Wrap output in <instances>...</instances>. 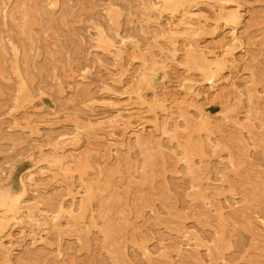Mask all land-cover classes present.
Returning a JSON list of instances; mask_svg holds the SVG:
<instances>
[{"label":"rangeland","instance_id":"374dc122","mask_svg":"<svg viewBox=\"0 0 264 264\" xmlns=\"http://www.w3.org/2000/svg\"><path fill=\"white\" fill-rule=\"evenodd\" d=\"M0 18V264H264V0H0Z\"/></svg>","mask_w":264,"mask_h":264},{"label":"bare ground","instance_id":"6f19581e","mask_svg":"<svg viewBox=\"0 0 264 264\" xmlns=\"http://www.w3.org/2000/svg\"><path fill=\"white\" fill-rule=\"evenodd\" d=\"M95 1V0H94ZM97 1V0H96ZM189 1V0H188ZM120 2V1H119ZM191 3L193 2V1H190ZM238 3V2H237ZM46 4L48 5V3L46 2ZM122 4V3H121ZM153 6L154 5H156V3H151ZM112 5V4H111ZM158 5V4H157ZM188 5V4H187ZM187 5H186V7H187ZM230 5V4H229ZM61 6V5H60ZM118 6V5H117ZM92 7V6H91ZM94 7V6H93ZM120 7V6H119ZM152 7V6H151ZM83 8H84V6H83ZM117 8V7H116ZM192 8V7H191ZM226 8V7H225ZM4 9V8H3ZM91 9V8H90ZM95 9H96V7H95ZM115 9V8H114ZM123 9V8H122ZM228 9V8H227ZM235 9V8H234ZM237 9V8H236ZM57 10V9H56ZM93 10V9H92ZM56 12V11H55ZM66 12V11H65ZM92 12V11H91ZM82 13V12H81ZM89 13V12H88ZM172 14V13H171ZM126 15V14H125ZM75 16V15H74ZM69 17V16H68ZM238 17V16H237ZM193 18V17H192ZM1 19V18H0ZM82 19H84L83 17H82ZM81 19V20H82ZM38 20V19H37ZM79 20V19H78ZM98 20H99V18H98ZM104 20V19H103ZM62 20H60L59 22H61ZM107 21H108V27H109V30H110V33H109V37L114 41V38H115V36H117L118 35V33L116 32V30L114 29V26L112 25V21H111V19H107ZM39 22V21H38ZM79 22H81V21H79ZM83 22H84V20H83ZM98 22V21H97ZM238 22V21H237ZM1 23V22H0ZM8 23V22H7ZM19 23V22H18ZM62 23V22H61ZM162 23V22H161ZM160 22L159 23H157L158 25H159V27H158V33H160L161 35H163L164 37H171L174 33H175V30H174V27H172L171 25H170V23L169 22H167V23H165V24H161ZM40 24V23H39ZM57 25V24H56ZM74 25V24H73ZM73 25H72V27H73ZM75 26V25H74ZM199 26V25H198ZM231 28H230V31H229V33H230V40H229V42H232V44H234L236 41H237V36H236V33L234 32V26H230ZM8 28V27H7ZM36 28V27H35ZM75 28V27H74ZM135 28V27H134ZM236 28V27H235ZM66 29V28H65ZM71 30V29H70ZM79 30V29H78ZM1 31V30H0ZM94 33V32H93ZM92 34V33H91ZM120 34V33H119ZM126 34V33H125ZM82 35V34H81ZM77 36V35H76ZM95 36V35H94ZM103 36H105L104 34H102L101 32H97L96 33V38H103ZM135 36V35H134ZM57 37V36H56ZM58 38V37H57ZM49 39V38H48ZM130 39H133V36L132 35H128L127 37H121L117 42L118 43H120V44H125L127 41H130ZM136 39V38H135ZM45 40H47V39H45ZM86 40V39H85ZM48 41V40H47ZM60 41V40H59ZM67 41V40H66ZM131 42V41H130ZM86 43V42H85ZM53 44V43H52ZM133 44H135V43H133ZM226 48H223V51L224 52H228V47H229V45H228V43H224L223 44ZM175 47V46H174ZM177 48V47H176ZM175 49V48H174ZM42 50V49H41ZM129 51V50H128ZM142 51V50H141ZM144 51V50H143ZM31 52V51H30ZM170 52H172V51H170ZM5 53V52H4ZM43 54H44V52H42ZM42 53H41V56H42ZM223 53V52H222ZM61 54V53H60ZM56 55V54H55ZM222 55V54H221ZM6 56V55H5ZM61 56V55H60ZM59 56V57H60ZM63 56V55H62ZM82 56V55H81ZM130 56V55H129ZM55 57V56H54ZM173 57V56H172ZM215 57V56H214ZM228 57H230V56H228ZM61 58V57H60ZM79 58V57H78ZM80 59V58H79ZM233 59V58H232ZM231 59V57H230V60H232ZM81 60V59H80ZM79 60V61H80ZM10 62V61H9ZM58 62V61H57ZM83 62V61H82ZM139 62V61H138ZM84 63V62H83ZM140 63V62H139ZM57 64V63H56ZM185 65V64H184ZM21 66V65H20ZM68 67V66H67ZM12 68V67H11ZM21 68V67H20ZM73 68V67H72ZM49 69V68H48ZM74 69V68H73ZM31 70V69H30ZM43 71V70H42ZM232 72V71H231ZM223 73V72H222ZM221 73V74H222ZM33 74H34V72H33ZM27 75V74H26ZM69 75H70V73H69ZM44 76V75H43ZM5 77V76H4ZM75 77V76H74ZM220 77V76H219ZM24 78V77H23ZM223 78V77H222ZM39 79V78H38ZM219 79V78H218ZM43 80V79H42ZM73 80V79H72ZM39 81H41V80H39ZM49 81V80H48ZM42 82V81H41ZM79 82V81H78ZM209 83V82H208ZM103 85H102V88H106V86H108L107 85V83L105 82H103L102 83ZM6 85H7V83H6ZM12 85V84H11ZM89 86V85H88ZM249 87V86H248ZM32 89V88H31ZM36 89V88H35ZM76 89V88H75ZM250 89V88H249ZM19 90V89H18ZM33 90V89H32ZM74 90V89H73ZM251 90V89H250ZM254 90V89H253ZM5 91V90H4ZM53 91V90H52ZM255 92H256V90H254ZM245 93V92H244ZM50 94H53V92L52 93H50ZM56 94V93H55ZM84 94V93H83ZM192 94V93H191ZM82 95V94H81ZM141 95V94H140ZM83 97H84V95H83ZM176 98V97H175ZM142 99V98H141ZM244 101V100H243ZM58 102V101H57ZM136 102H138V101H136ZM76 103H78V102H76ZM75 103V104H76ZM17 106V101H15V107ZM133 108V107H132ZM120 111H119V109H115V110H113L112 112H110V114H108L107 115V117H108V119H111L112 121H115L117 118H119V116L118 115H121V113H119ZM247 113V112H246ZM78 116V115H77ZM201 116V115H200ZM26 117V116H25ZM199 118H201V117H199ZM81 119V118H80ZM249 119V118H248ZM88 120V119H87ZM27 121V120H26ZM245 121V120H244ZM81 122V121H80ZM93 122V121H92ZM66 124V123H65ZM79 125V124H78ZM93 125V124H92ZM125 126V125H124ZM192 126V125H191ZM106 127V126H105ZM193 128V127H192ZM213 128V127H212ZM166 129V128H165ZM66 130V129H65ZM112 130V129H111ZM167 130V129H166ZM169 130V129H168ZM105 132V131H104ZM93 133V132H92ZM103 133V132H102ZM73 134V133H72ZM32 135V134H31ZM44 135V134H43ZM34 137V136H33ZM58 137H60V135L59 136H56L55 137V139H57ZM128 137V136H127ZM133 138H134V140H132V141H134V142H139L140 141V138H139V136L138 135H135V136H132ZM171 139V138H170ZM169 139V140H170ZM211 139V138H210ZM131 141V140H130ZM131 141V142H132ZM151 141H153V140H151ZM158 141V140H157ZM28 142V141H27ZM118 142V141H117ZM224 142V141H223ZM225 143V142H224ZM55 144H56V142H55ZM148 144H150V143H148ZM171 145H172V142H171ZM173 145H174V143H173ZM232 145V144H231ZM162 146V145H161ZM159 147V146H158ZM168 147V146H167ZM170 147H172V146H170ZM169 147V148H170ZM57 148L58 147H55L54 148V150L56 151L57 150ZM162 148V147H161ZM210 148V147H209ZM235 148V147H234ZM26 149V148H25ZM33 149V148H32ZM101 149H103V148H101ZM238 149V148H237ZM29 150V149H28ZM36 151V150H35ZM102 151V150H101ZM116 151V150H115ZM165 151V150H164ZM194 151V150H193ZM32 152V151H31ZM232 154H234V152H232ZM224 155V154H223ZM35 156V155H34ZM67 156V155H66ZM70 156V155H69ZM85 156V155H84ZM89 156V155H88ZM87 156V158H90V157H88ZM165 156V155H164ZM209 156H210V154H209ZM220 156V155H219ZM231 156V155H230ZM68 157V156H67ZM109 157V156H108ZM35 158V157H34ZM99 159V158H98ZM118 159V158H117ZM124 159V158H123ZM119 160V159H118ZM48 161V160H47ZM99 162H100V160H98ZM120 161H122V160H120ZM182 161V160H181ZM70 162V161H69ZM92 162V161H91ZM66 163V162H65ZM71 163V162H70ZM172 163H173V161H172ZM91 164V163H90ZM93 164H94V162H93ZM65 165V164H64ZM166 165V164H165ZM231 165V164H230ZM132 167V166H131ZM130 167V168H131ZM167 167V166H166ZM172 167V166H171ZM180 167V166H179ZM41 168H44L43 166H42V164L41 165H39L38 166V169L40 170ZM73 168V167H72ZM71 168V169H72ZM210 168V167H209ZM186 169V168H185ZM56 170V169H55ZM96 171V170H95ZM170 171V170H169ZM179 171V170H178ZM33 172H35L34 170H28V171H26L25 173H26V175L25 176H27V177H29ZM212 173V172H211ZM45 174V173H44ZM93 174V173H92ZM147 174H148V172H147ZM61 175V174H60ZM157 176H158V174H157ZM23 178V177H22ZM167 178H168V176H167ZM85 179H86V177H85ZM90 179V178H89ZM41 181V180H40ZM61 181V180H60ZM88 181V180H87ZM75 182V181H74ZM100 182V181H99ZM72 183V182H71ZM26 184V183H25ZM68 185V184H67ZM191 185V184H190ZM81 186V185H80ZM191 187V186H190ZM173 189V188H172ZM36 190V189H35ZM143 190V189H142ZM156 190V189H155ZM154 190V191H155ZM29 191V190H28ZM82 199V198H81ZM23 200V199H22ZM25 200V199H24ZM28 200V199H27ZM31 200V199H30ZM114 201V200H113ZM23 202V201H22ZM135 202V201H134ZM19 203V202H18ZM24 203V202H23ZM122 204V203H121ZM102 205H104V204H102ZM20 206V205H19ZM23 206V205H22ZM61 206V205H60ZM91 207V206H90ZM130 207V206H129ZM223 207V206H222ZM83 208V207H82ZM225 208V207H224ZM64 209V208H63ZM131 210H132V208H130ZM95 210V209H94ZM1 211V210H0ZM143 211V210H142ZM26 212V211H25ZM70 212V211H69ZM88 212V211H87ZM133 212V211H132ZM142 213V212H141ZM12 214H14V213H12ZM49 214V213H48ZM99 214V213H98ZM162 214V213H161ZM86 215H88V214H86ZM96 215V214H95ZM13 216H15V215H13ZM96 216H98V215H96ZM103 216V215H102ZM22 217V216H21ZM48 217H49V215H48ZM50 217H52V216H50ZM58 217V216H57ZM90 217V216H89ZM95 217V216H94ZM12 218V217H11ZM10 218V219H11ZM17 218V217H16ZM144 218H145V216H144ZM9 219V218H8ZM51 219V218H50ZM87 219H88V217H87ZM7 220V219H6ZM53 221L55 220L54 219V217H53V219H52ZM89 220V219H88ZM171 220V219H170ZM9 221V220H8ZM84 221H85V219H84ZM140 221H142V220H140ZM19 222V221H18ZM109 222V221H108ZM143 222H145V220L143 221ZM162 222V221H161ZM10 223V222H9ZM22 223V222H21ZM20 223V224H21ZM37 223V222H36ZM87 223H89L88 221H87ZM100 223V222H99ZM5 224H6V222H5ZM59 224V223H58ZM4 225V224H3ZM89 225V224H88ZM98 225V224H97ZM228 225V224H227ZM226 225V226H227ZM8 226V225H7ZM60 226V225H59ZM82 226V225H81ZM148 227V226H147ZM79 228V227H78ZM83 229V228H82ZM81 229V230H82ZM4 231V230H3ZM68 231V230H67ZM6 232H8V231H6ZM5 232V233H6ZM142 232V231H141ZM218 232V231H217ZM162 234V233H161ZM195 234V233H194ZM135 236H136V234H135ZM102 238V237H101ZM127 238H128V236H127ZM138 238V237H137ZM162 238V237H161ZM166 239V238H165ZM41 240V239H40ZM138 240V239H137ZM37 241H39V240H37ZM5 243V242H4ZM59 244V243H58ZM69 244V243H68ZM148 244V243H147ZM184 244H188V242H185ZM191 246V245H190ZM145 247V246H144ZM165 247V246H164ZM72 248V247H71ZM148 248V247H147ZM162 249V248H161ZM203 252V251H202ZM176 255V254H175ZM58 256H59V254H58ZM76 257V256H75ZM59 258H60V256H59ZM31 260V259H30ZM134 262V261H133ZM54 264V263H53ZM140 264V263H139Z\"/></svg>","mask_w":264,"mask_h":264}]
</instances>
